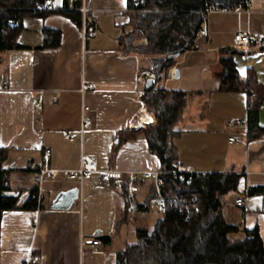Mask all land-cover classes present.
Returning <instances> with one entry per match:
<instances>
[{"label": "crops", "instance_id": "crops-1", "mask_svg": "<svg viewBox=\"0 0 264 264\" xmlns=\"http://www.w3.org/2000/svg\"><path fill=\"white\" fill-rule=\"evenodd\" d=\"M85 6L95 37L83 40L82 20L78 27L53 13L25 18L17 37L21 49L0 52V84L9 82L0 91V146L8 150L4 167L11 170L6 194L16 197L15 208L1 218L0 264H116V253L136 244L137 230L150 233L159 218L152 180L139 182L138 210L131 215L119 207L125 186L114 187L104 173L160 171L142 133L155 124L140 77L152 72L150 58L120 45L131 31L126 0H85ZM60 7L62 0L49 6ZM202 29L207 36L199 35L194 49L178 56L156 84L191 96L173 139L177 164L195 174L240 175L222 215L240 231L256 228L264 247V194L235 205L248 189L264 188V135H248L244 94L219 92L220 51L233 48L237 33L259 36L234 63L241 78L253 71L264 90V0H249L240 14L210 11ZM45 30L59 33L56 46L45 43ZM83 82L93 89L81 93ZM82 115L91 122L83 132ZM232 120L243 123L228 128ZM258 126L264 129V98ZM82 156L93 158L98 170L79 185L66 173L79 169ZM32 166L57 172L42 181L36 209L24 208L34 190ZM72 189L78 190L75 202L54 207L57 196Z\"/></svg>", "mask_w": 264, "mask_h": 264}, {"label": "trees", "instance_id": "trees-1", "mask_svg": "<svg viewBox=\"0 0 264 264\" xmlns=\"http://www.w3.org/2000/svg\"><path fill=\"white\" fill-rule=\"evenodd\" d=\"M53 1L0 0V52L21 49L17 37L25 18H45L56 13L81 26V14L76 10L80 1L69 4V0H62V7L57 10L49 8ZM246 1L249 0H126L131 31L121 38L120 45L126 51L149 57L151 71L156 75L152 88L144 92L155 124L142 133L149 151L160 162L164 181L160 192L168 199L163 201V209L152 231L138 229L136 244L117 252L116 264H264V247L257 229L240 231L227 224L222 215L223 200L237 191L240 175L173 173L177 164L173 139L179 135L176 127L183 119L191 96L156 87L164 71L175 62L168 57L194 49L211 10L233 12ZM86 23L92 30L93 21L88 14ZM44 34L46 44H58L57 31L45 30ZM239 53L240 50L234 47L220 51L219 92L245 95L248 135L254 138L264 135V129L258 126L264 90L253 71L248 70L244 78L240 77L234 63V57ZM122 141L119 140V145ZM7 153L8 150L0 146V227L3 213L13 210L16 205V197L6 194L11 173L4 167ZM255 193L264 194V188L247 191L249 196ZM122 194L126 196V188ZM36 207L35 198H30L24 206L28 209ZM103 241L108 242V237Z\"/></svg>", "mask_w": 264, "mask_h": 264}, {"label": "built area", "instance_id": "built-area-1", "mask_svg": "<svg viewBox=\"0 0 264 264\" xmlns=\"http://www.w3.org/2000/svg\"><path fill=\"white\" fill-rule=\"evenodd\" d=\"M75 1H80V6L78 9H76L82 16V24H83V40H88L90 38H93L96 36V30H91L87 27L86 23V16L89 12L88 8L85 6V0H69V4L74 3ZM248 7V1L244 3H240L237 8L233 11L236 14H240L243 10H247ZM43 9V8H42ZM212 11V10H211ZM221 12H228L225 9L220 10ZM200 36L206 37L207 33L204 29H201L199 32ZM259 36L258 35H248V34H236L234 37V48L240 50L244 47H246L251 40H258ZM140 77L143 80H148L152 79L153 81L156 80V75L153 72H142L140 74ZM9 82L8 80H4L0 84V91L5 90L8 88ZM93 85L90 83L83 82L81 85V93H83L85 90H92ZM83 113L88 111V107L83 106L82 108ZM140 122H142L143 118H138ZM243 122L239 120H232L227 123V127L231 128L237 125H241ZM91 124L90 120L82 115V132L84 131L85 128L89 127ZM235 138H229V142H235ZM45 154V158H46ZM175 171L173 172L174 174H189L192 175L194 173L189 172L185 167L175 164ZM34 172H36V175L33 178V184H34V194H31V198H35L36 201L39 203L40 202V186L42 181L45 179V177L49 178H55L57 175L56 171L49 170L47 168L43 169H38L34 166L31 167ZM97 165L96 162L94 161L93 158L87 157V156H82L81 158V165L79 169L74 170V171H69L66 173V178L69 181L76 182L77 184L81 185L82 182L89 178L93 173L97 172ZM105 176L106 178L111 181L112 185L114 187L119 186L123 184L126 188V196L123 197V200L120 202V209L122 211H127L129 214L134 215L137 210H138V205L136 202V193L138 191V184L141 180H152L155 184L156 188V193L155 196L152 200V206L161 211L163 209V201L167 200V197H164L161 195V188L163 186V179H162V172L156 171V172H149V171H127V172H120V171H115V170H108L105 171ZM198 175H203V174H198ZM249 200V195L247 192L243 196H239L235 199V205L237 207H242L246 201ZM178 208V207H176ZM99 242L95 239L92 242L93 246H97ZM33 262L31 259L27 260L25 264Z\"/></svg>", "mask_w": 264, "mask_h": 264}, {"label": "water", "instance_id": "water-1", "mask_svg": "<svg viewBox=\"0 0 264 264\" xmlns=\"http://www.w3.org/2000/svg\"><path fill=\"white\" fill-rule=\"evenodd\" d=\"M177 57L178 56H169L168 59L174 60ZM153 84L154 81L152 79H148L145 84V90L146 91L150 90ZM77 195H78L77 189H72L69 192L60 193L54 202V207L63 208V209L69 208L77 199Z\"/></svg>", "mask_w": 264, "mask_h": 264}, {"label": "rangeland", "instance_id": "rangeland-1", "mask_svg": "<svg viewBox=\"0 0 264 264\" xmlns=\"http://www.w3.org/2000/svg\"><path fill=\"white\" fill-rule=\"evenodd\" d=\"M138 43H141V41H137Z\"/></svg>", "mask_w": 264, "mask_h": 264}]
</instances>
